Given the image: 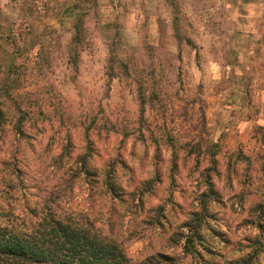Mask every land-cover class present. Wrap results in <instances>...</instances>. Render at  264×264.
I'll return each instance as SVG.
<instances>
[{
    "label": "rangeland",
    "instance_id": "rangeland-1",
    "mask_svg": "<svg viewBox=\"0 0 264 264\" xmlns=\"http://www.w3.org/2000/svg\"><path fill=\"white\" fill-rule=\"evenodd\" d=\"M228 2L238 8L242 15L245 9L260 13L250 21L241 20V24L253 25L255 36L242 30L233 31V26L226 24L222 15L211 12L216 4L222 5V0H0V87L2 84L13 86L14 95L23 99L20 100L21 107L29 109L35 116V121L24 128L23 138L12 129L14 118L9 112H4V124L0 127V162L9 164L5 165V170L4 165H0V182L5 184V179H9V169H13L12 164H15L22 171L23 190L31 197V201L37 193L42 194L39 185L26 171V162L17 159L16 153L10 159H5L4 147L10 138L20 137L35 151L32 142L47 132V129L38 125L48 123L52 126L55 117L59 118L61 128L66 130L61 141H67L64 145L66 153L75 147L74 131H84L89 125L101 127L102 123H111L107 131L90 130L91 156L88 168L95 175L102 173L109 164L111 169H116L118 164L134 175V170L123 157V150H127L128 141L131 140L130 155L136 156L137 144L146 143L148 139L145 131L151 130L155 122L161 119L173 125L172 131L162 137L163 143L170 147L167 143L170 139L175 143L177 153H186L184 157L177 156L174 174L179 172L181 165L186 168L190 159L196 166L207 162L209 167L205 171L206 175L213 172L218 176L223 175L221 167L229 173L235 172L240 164L247 165V172L252 169L253 154L255 162L264 171V126L257 124L264 111V12H261L264 0ZM44 21H48L44 32L40 33L44 39L40 42L41 50L33 64L25 53L39 39L37 33ZM77 34L82 40L81 49H73ZM187 39L193 43V47L187 44ZM253 43L256 45V54L247 57L246 50ZM73 51L79 55L76 71L69 61ZM241 55L252 68L245 77L235 74L237 58ZM110 56L128 64V76L117 69L114 79L107 77L106 66ZM210 57L222 65H232V72L226 73L218 82L197 76L195 67L206 64ZM96 63H100L101 68L93 75L91 69ZM85 73L91 75L88 81L90 87L84 89L89 92L87 111L80 110L84 107L83 91L80 93V109L73 111L63 103L60 90L69 92L72 88L81 87L80 77ZM139 83L145 88L149 99L142 121L139 120L137 100ZM221 109L232 118L249 122L250 130H246L243 137L238 133L233 135V119L225 123ZM208 112H212L215 118L205 119V113ZM112 126L118 131H129V137L125 138L120 132L114 133ZM218 129L223 131L219 143H215L213 137ZM93 133L104 142L111 140L112 136L118 138L116 155L110 157L103 168L96 166V157H103L101 149L91 139ZM55 134L59 135V130ZM49 139L51 143L55 136ZM179 143L189 145L180 148ZM248 145L253 147L245 152ZM212 153L215 164L210 157ZM217 155L222 157L223 163L216 159ZM156 157H159V163L163 162L158 147ZM76 175H80L79 171ZM93 179L96 180V177ZM196 179L186 175L183 187L176 183L173 176L170 187L179 189L177 195L191 198V190L199 187ZM84 181L88 185L90 197L108 194L98 188L94 180ZM242 182L251 186L252 179L246 174ZM1 189L5 191L6 188L2 185ZM117 193V197L122 198V191ZM9 194L13 195L12 192ZM152 194H155L154 191ZM209 201H215L229 212L233 207L222 201L218 193ZM259 203L264 204V195L254 202L253 207ZM5 204L9 203L0 202V210H5ZM185 207L182 199L173 211L181 210L180 215L183 216ZM210 215L211 222L217 225L213 229L219 231V224L227 226V214ZM165 217L164 223L170 224ZM247 219L250 217L245 215L241 223L244 224ZM77 220L87 222L83 217ZM244 225L245 231L251 228L249 224ZM219 233L228 243L216 246L218 240L214 239L212 244L216 251L227 260L237 257L235 253L243 245L234 238L229 240L226 236L228 233ZM207 259L210 260L209 257Z\"/></svg>",
    "mask_w": 264,
    "mask_h": 264
},
{
    "label": "clouds",
    "instance_id": "clouds-1",
    "mask_svg": "<svg viewBox=\"0 0 264 264\" xmlns=\"http://www.w3.org/2000/svg\"><path fill=\"white\" fill-rule=\"evenodd\" d=\"M211 12L222 15L224 22L233 26V31L242 30L251 36H255L253 25L251 23L241 24V20L250 21L253 16L260 13L245 9V13L242 15L239 9L229 3L228 0H222V5L216 4ZM261 12H264V9H261ZM47 23L48 21H44V24L39 26L37 33L39 39L35 40L33 46L25 53V56L33 64L41 50L40 42L44 39L40 33L44 32V26ZM246 51L247 57L255 56L256 45L253 43ZM237 65L235 74L240 77H245L252 71L250 64H247L243 55L237 58ZM100 68L101 64L96 63L92 67L91 73L94 75ZM194 71L197 76L204 80L218 82L224 78L226 73L232 72V65H222L210 57L206 64L195 67ZM56 76L59 77L58 72ZM90 79L91 75L88 73L82 74L80 77L81 87L72 88L69 92L60 90L65 106H70L73 111L80 109L82 99L80 93L83 91L84 107L80 110L87 111L89 92L84 91V89L90 87L88 83ZM220 111L223 113L222 120L225 123L229 119H233L235 129L233 135L238 133L243 137L246 130H250L249 122L232 118L223 109ZM48 112L50 113L51 110L49 109ZM214 118L212 112L205 113V119ZM257 124L264 126V111L261 112ZM38 127L47 129V132L37 136V139L32 142L35 151L28 146L26 140L20 137L10 138L9 143L4 147V151L6 152L5 159H10L12 154L16 153L17 159L26 162V171L30 173L42 190L43 199L40 201V207L44 208L45 203H47L45 212L51 210L60 215H70L74 219L85 218L94 229L102 232V235L119 252L126 264H150L151 261L167 264L163 258L168 256L175 257L176 264H197L196 257L185 250V245L191 234L189 230L192 228V220L194 219L191 213L205 212V207L202 206L205 195H201V193L207 194L209 192L208 175L205 174L209 164L203 162L196 166L190 159L186 168L181 165L177 174L171 173L174 153L162 141L165 133L172 131L173 125L169 121L157 120L151 130L145 131V137L148 139L146 143L137 144L136 156L130 155L131 140L128 141L127 150H123L124 159L134 170L133 175V172L126 171L118 164L115 169V174L119 177L123 200L126 202H122L121 198L114 197L110 192L104 196L90 197L84 175H76L81 166L79 158L87 155L88 141L84 138L83 129H80L79 132H73L75 147L70 153H66L64 145L67 144V141L61 142L66 135V130L61 128L58 117L52 119V126L43 123L39 124ZM57 130H59V135L55 134ZM222 131L223 129L217 130L213 137L215 143H219V136ZM53 136H55V140L50 143L49 138ZM91 139L101 149V156L103 157V159L96 157V166L103 168L110 157H115L118 138L112 136L111 140L104 142L93 133ZM157 147L163 160L162 163L156 160ZM252 147L253 145H248L244 151L249 152ZM185 155V152L176 153V156L179 157ZM216 159L223 163L220 155H217ZM158 169L162 182L155 184V194L143 192L144 185L155 180ZM246 169V164H240L235 172L229 173L221 167L220 172L223 175L218 176L214 172L210 173L213 190L220 195L222 201L233 207L229 212L227 208H222L215 201H208L207 212L215 215L227 214V226L219 224L218 228L219 231L228 233L226 236L229 240L234 238L240 245H243L242 251L235 253V255L244 256L246 253H251L254 264H264V250H257L252 244L255 240L264 237V234L260 228L254 231L249 228L245 231V225L241 223L245 215L251 217L250 211L254 202L261 195H264V171L261 170V165L255 162L254 154L252 169L247 172ZM246 174L252 179L251 186L242 182ZM186 175L193 179L198 178L196 183L199 187L191 190V198L188 195H177L179 189L170 187L173 176L176 183L184 187ZM100 179H104L103 175ZM15 195H19V193L17 192ZM169 196L172 198L169 199ZM141 199L144 201L142 210L139 207ZM182 199L186 206L183 209V216L180 215L181 210L173 211L176 204ZM13 207L16 209L15 216L21 219L26 217L27 214L22 211V201L19 204H13ZM4 209H8L7 204L4 205ZM161 216H167L170 222V224L164 223L163 219H160L163 229L159 224L153 222L154 219ZM186 220L189 223L181 226ZM3 223L7 225V221ZM16 223L19 224V220ZM210 228H217L216 223L210 221L199 225L198 231L203 238L197 245L198 248L211 247L208 240ZM177 232H182L184 235L178 239H172L173 234ZM164 253L168 255H164Z\"/></svg>",
    "mask_w": 264,
    "mask_h": 264
},
{
    "label": "trees",
    "instance_id": "trees-1",
    "mask_svg": "<svg viewBox=\"0 0 264 264\" xmlns=\"http://www.w3.org/2000/svg\"><path fill=\"white\" fill-rule=\"evenodd\" d=\"M172 1V0H167ZM78 28V26H77ZM187 44L193 47V43L190 40H186ZM82 40L80 34H77L73 40V49H81ZM74 54V51H73ZM69 57V61L76 71L79 64L78 53ZM128 64L117 60L115 57L110 56L107 61L106 74L111 80L116 77L117 69L122 70L126 76L129 75ZM5 84V83H4ZM0 93L2 100L0 101V127L4 124V112H9L11 117L14 118L15 123L12 124V129L17 135L24 138V128L35 121V116L32 115V111L29 109H23V99L13 93V86L3 85L0 87ZM137 100L139 108V120H144L145 108L149 102L146 95L145 88L139 83L137 87ZM6 101V103H4ZM5 110V111H4ZM42 115V111H39ZM92 124V123H91ZM94 124V123H93ZM98 127L95 125L87 126L84 131L86 135L87 155L80 157V174L84 175V179L89 182H94L98 188L103 189L106 193L109 192L117 197L118 191H121L119 177L115 174V169H111V164L102 171V173L95 175L91 169L88 168L89 157L91 156L90 149V133L91 129L109 130L111 123L105 122ZM116 127L112 126L114 133H122L125 138L129 137V131L124 129L118 131ZM156 143V141H155ZM167 143L172 148L174 153V159L172 161L171 173L174 174L176 169V145L172 140H168ZM178 144V143H177ZM188 146V143H184ZM184 145L179 143V147ZM214 154L212 153L211 160L215 164ZM159 160V157H156ZM9 162L5 163L8 165ZM0 165L3 166L4 162L1 161ZM4 165V170H5ZM13 169L10 168L8 172V178L5 179V184L0 182V202L9 203L7 210H0V264H126V261L120 256L119 252L106 240L100 230L94 229L90 223L74 219L70 215H63L53 213L51 210L45 212L47 205L45 203L44 208L40 207V201L43 199V195L37 193L31 201V197L28 196L26 191L23 190L22 171L15 164ZM77 174V173H76ZM103 175L104 179L100 177ZM96 177V180L93 179ZM210 175H208V183L210 185L209 192L202 200V206L205 207V212L191 213L194 217L192 220V228L189 230L190 235L185 245V250L192 253L197 260V264H254L252 261L251 253H246L244 256H237L235 258L226 259V257L216 251V247L213 246L212 241L218 240L216 246H222V244L228 243L223 238V235L216 229L210 228L208 234V240L211 244L209 248H198L200 240L203 238L198 229L201 223H209L211 221V215L207 212V202L210 199H214L217 196V192L213 190L211 185ZM173 180V177H172ZM1 181V180H0ZM162 182L160 179L159 170H157V176L154 181H150L144 185L143 192L153 193L156 183ZM5 186V191H2L1 186ZM41 191V189H40ZM12 192L13 195H10ZM20 193L19 197L15 193ZM143 195V193H141ZM119 198V197H117ZM170 199V196H169ZM122 202L123 196L121 198ZM23 202V212L27 215L24 219L15 216V209L12 208L13 204ZM143 199L140 200L139 206H143ZM35 209H38L35 210ZM250 219L244 221V224H249L253 230L261 229L264 234V204H257L252 207L250 211ZM30 217V219H28ZM165 221L166 217H159ZM33 219L35 221H33ZM19 220V224L16 221ZM155 223L159 224L163 229V224L160 223V219H154ZM7 221V225L3 222ZM189 221L185 222L181 226H185ZM184 233L177 232L173 234L172 239H178L182 237ZM175 242V241H174ZM257 250H264V237L259 238L252 242ZM243 247V246H242ZM242 251V249L237 252ZM168 255V254H164ZM210 258L207 259V258ZM167 261V264H176L175 257L168 256L163 258ZM150 264H158L157 261H151Z\"/></svg>",
    "mask_w": 264,
    "mask_h": 264
}]
</instances>
